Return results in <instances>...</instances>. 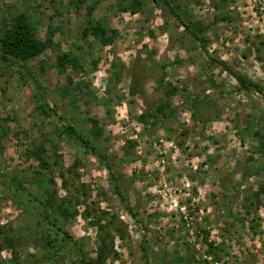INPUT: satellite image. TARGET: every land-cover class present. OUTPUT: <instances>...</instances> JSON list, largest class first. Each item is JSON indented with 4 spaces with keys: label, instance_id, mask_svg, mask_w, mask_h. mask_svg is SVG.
Here are the masks:
<instances>
[{
    "label": "rangeland",
    "instance_id": "obj_1",
    "mask_svg": "<svg viewBox=\"0 0 264 264\" xmlns=\"http://www.w3.org/2000/svg\"><path fill=\"white\" fill-rule=\"evenodd\" d=\"M19 13L53 45L0 57V226L13 239L0 264H83L79 246L47 245L56 231L30 192L69 208L56 217L83 254L96 256L102 218L105 264H264V0H0V36ZM89 19L113 41L84 36Z\"/></svg>",
    "mask_w": 264,
    "mask_h": 264
},
{
    "label": "trees",
    "instance_id": "obj_2",
    "mask_svg": "<svg viewBox=\"0 0 264 264\" xmlns=\"http://www.w3.org/2000/svg\"><path fill=\"white\" fill-rule=\"evenodd\" d=\"M157 1V0H156ZM163 2L168 3V0H163ZM91 9L88 15H91ZM188 31L193 34V36L198 39L199 36L197 35L196 31L194 30L195 27H187ZM89 33H93L97 36V38H101L102 43L104 45H107L113 41L114 36L113 35H106L105 28L101 24H93V20H88V25H86L83 29L84 36H87ZM53 42L51 37L48 39H41L36 36L35 28L32 26L31 22L29 21L28 17L24 13H19L16 16L13 17L12 21L6 25V28L3 31L2 36H0V49L1 54L0 57L4 59L5 62L12 61L13 63H16L19 61H27L30 59H34L37 56L41 55L43 52H45L47 49L52 47ZM63 59H66L68 61H73V56H71L69 53L65 54ZM226 70L230 71L232 75L237 79L240 89L249 90L253 87L258 88L257 85H255L251 80H249L245 75H242L232 69L229 65H227L225 62H221ZM45 105H42L43 111L47 115H51L52 113H49L47 109L44 108ZM164 106L162 108H159L158 110L161 111L163 116H167L169 113L166 111V108L163 111ZM154 118H157L158 112L153 113ZM147 117V115L144 113L140 116L141 119ZM89 122L91 123L90 128V134L98 137L101 134V128L99 127V119L97 118H90ZM64 126V125H63ZM66 129L68 130V133L72 135L74 138H76L84 147L89 148L91 152L99 157L100 159H103V154L98 146V144L94 143L90 138L85 137L84 134L79 133L77 129H75L72 125L67 124L65 125ZM34 155H39L38 153V147H36V150H34ZM44 164L48 165L47 162H43ZM107 168L109 170V173L111 175V178L113 180L114 184V190L118 194H120L121 199L125 202L128 201V198L126 195H124L121 184H120V178L117 174L114 173L113 168L110 164H107ZM264 191V186L255 193L256 195H260L261 192ZM30 195L35 197L36 200L43 206L44 211L42 212V218L43 220L48 224V227L54 228L56 231L55 237L50 238L46 237L47 245H50L51 248H55V241L60 240V245L57 250H61L65 248L67 245H76L80 247V252L77 253L78 259L83 264H105L106 259L111 255L112 252V245L109 244L108 239L110 234H105L104 230H106L107 225L102 223V218H100L97 222L99 233L97 237V249H96V256L92 257L87 254H83V249L80 244V240L70 234L64 226L59 222V218L56 217V214H60L62 216H71L70 211L68 207H64L62 203H58L56 201L55 196L51 193L47 196V198H40L36 194L30 192ZM128 212L133 215L137 216L133 207L130 205V203L127 204ZM78 210L75 211L73 215H77ZM82 215L84 217H88L90 215V211L86 208ZM117 232L121 233V229H116ZM2 240L7 241L9 244H13V239L7 235L4 226H0V248L3 246ZM212 246V245H211ZM50 248V249H51ZM214 255L217 256V260L221 259V257L214 252ZM193 258V257H192ZM176 259H181L177 257ZM184 260V259H183ZM192 260V259H191ZM191 260L185 261L186 264H191ZM173 262V261H172Z\"/></svg>",
    "mask_w": 264,
    "mask_h": 264
}]
</instances>
